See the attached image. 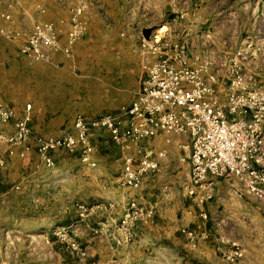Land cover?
Wrapping results in <instances>:
<instances>
[{
  "label": "rangeland",
  "instance_id": "obj_1",
  "mask_svg": "<svg viewBox=\"0 0 264 264\" xmlns=\"http://www.w3.org/2000/svg\"><path fill=\"white\" fill-rule=\"evenodd\" d=\"M201 2L210 3V32L204 31L200 55L207 48L213 70L216 74L217 69L224 71L228 93L231 88L227 76L236 69L233 61L240 65L245 79H255L264 92V75L261 73L264 72V0H197L198 5ZM166 3L169 19L178 14L175 9L190 6L186 0H166ZM137 4L141 8L142 5ZM163 27L152 28L148 37L154 30L162 28L161 31H165L166 27ZM4 29L20 33L14 39H7L0 33V44L9 55L6 59L14 56L19 60L25 56L29 63L25 62L24 69L27 76L31 75L43 60H34L21 53L26 40L21 42L19 30ZM230 77L233 78V74ZM29 80L30 77L23 78L26 85ZM25 90L30 100L31 90ZM0 96L17 117H29L27 124L37 135L59 136L72 128L74 118L58 127L56 133H40L32 126L30 102L18 115L2 93ZM27 105H30L29 109ZM0 122L12 125L11 132L0 129V160L3 161L0 163V264H264V200L249 196L251 200L244 203L236 191L237 194L230 198L231 220L225 221L221 229L214 227L209 232L185 226L170 230L167 226L171 228V224L161 222L160 207L155 204L156 195L162 191L149 197L143 194L145 178L148 181L159 179L160 172L146 174L138 188L127 187L121 179L127 156L113 143L107 130L92 132L94 165L83 163L77 151L58 149L49 153L54 161L50 167L38 153L33 139L25 144L10 143L7 138L15 133L14 124L12 121ZM144 142L143 148L160 152L155 150L153 138ZM15 147L19 148L17 152ZM154 152L152 155L156 159L163 157ZM15 154L18 161L9 168L11 156ZM102 167L110 168L118 183L111 184L107 177L108 186L99 188L100 184L96 183H101L104 178L100 174ZM184 179L177 177L176 190L201 213L200 207L204 205L197 206L187 196L182 184ZM132 200L146 210L152 209V214L137 220L131 229V238L118 243L123 236L120 221ZM81 205L87 210L83 211ZM207 219L199 216V227H203L202 222ZM62 228L67 239L77 244V250H72L57 234ZM182 229L195 231L196 238L191 240ZM236 246L243 256L234 261L227 260L224 254Z\"/></svg>",
  "mask_w": 264,
  "mask_h": 264
},
{
  "label": "built area",
  "instance_id": "obj_2",
  "mask_svg": "<svg viewBox=\"0 0 264 264\" xmlns=\"http://www.w3.org/2000/svg\"><path fill=\"white\" fill-rule=\"evenodd\" d=\"M81 11L82 6L72 17L67 33L69 45L86 32L85 26L76 20ZM1 16L10 19L8 13ZM179 18L183 15L179 14ZM161 30H154L148 38L142 36L138 42L142 79L139 91L128 106L95 117L79 113L70 130L59 136L43 137L28 126L27 115L17 117L0 96V120L12 121L15 127V133L7 141L25 144L33 139L38 153L50 167L54 161L49 153L58 149L77 151L80 160L92 166L95 149L90 138L94 130H107L113 143L124 150L131 146L139 148L140 141L158 135H165L167 141L171 135H179L185 138L182 148L189 159V177L183 189L193 203L203 206L210 200L213 181L218 178L235 180L239 194L244 192L256 200H264V92L261 87L255 79H245L240 65L233 61L236 69L229 73L233 78L227 76L231 90L225 101L221 100L215 86L218 76L212 70L213 60L207 48L202 56L191 54L187 39H169L164 35L166 30ZM0 33L7 39L20 35L18 31L4 28ZM56 41L53 23L42 21L34 25L20 51L31 59L46 60L47 49ZM69 47L64 48L65 53H69ZM152 154L153 151L147 150L140 151L138 157H125L121 175L125 185L138 188L146 174L159 171V161ZM157 155L163 156L164 152ZM151 214L152 209L146 210L134 200L130 201L120 221L123 236L117 242H127L135 222ZM200 216L207 218L203 210ZM182 231L191 240L196 238L195 231ZM57 234L72 250L78 249L75 242L67 239L64 228ZM224 255L227 260L234 261L243 256V252L236 246Z\"/></svg>",
  "mask_w": 264,
  "mask_h": 264
},
{
  "label": "crops",
  "instance_id": "obj_3",
  "mask_svg": "<svg viewBox=\"0 0 264 264\" xmlns=\"http://www.w3.org/2000/svg\"><path fill=\"white\" fill-rule=\"evenodd\" d=\"M137 2L142 5L141 8L137 7ZM186 2L190 6L175 9L183 18L176 14L169 19L166 0H0V27L19 30L22 33L21 42L26 40L35 23L51 21L57 31L56 43L47 49L48 58L37 64L36 70L29 76L24 69L25 62L29 63L26 57L6 59L9 55L0 44V93L18 115L30 102L32 126L40 133H56L58 127L69 123L78 113L95 117L117 112L128 106L139 91L142 55L138 42L144 31L164 25L166 37L187 39L190 53L200 55L204 31L210 32V3L201 2L198 5L197 0ZM80 6L82 11L76 20L85 26L86 32L69 45L67 33L71 29L74 12ZM2 13H8L10 19L5 20ZM67 47L69 53L64 52ZM217 70L215 86L219 97L225 101L228 89L224 71ZM261 73L264 75V72ZM24 77H30L28 85L23 82ZM26 88L31 90L30 100L27 99ZM0 129L11 132L12 125L0 122ZM145 140L140 141L139 148L131 146L122 149L123 155L138 156L140 151H147L143 148ZM153 141H156L153 143L155 150H162L164 155L158 159L159 179L148 181L145 178L143 194L149 197L158 190L162 191L156 195L155 203L160 207L161 222H169L171 228H167L170 230L187 226L209 232L214 227L221 229L225 221L229 223L230 198L234 197L238 183L235 180L214 179L213 197L200 207V211L205 210L208 219L202 222L203 227H199L198 207L192 206L187 198H181L180 191L176 190L177 177H185L182 184L189 177L187 151L182 148L185 138L171 135L167 141L165 135H158ZM18 149L14 148L16 152ZM11 157L9 168L18 161L16 154ZM101 169L100 174L104 178L101 183H96L100 184L99 188L108 186L107 177L111 184L118 183L110 168ZM249 199V195L241 193L244 203H248ZM177 232L180 235V231Z\"/></svg>",
  "mask_w": 264,
  "mask_h": 264
},
{
  "label": "water",
  "instance_id": "obj_4",
  "mask_svg": "<svg viewBox=\"0 0 264 264\" xmlns=\"http://www.w3.org/2000/svg\"><path fill=\"white\" fill-rule=\"evenodd\" d=\"M149 32H150V29H147L146 31H144V33H143V34H144V36H145V37H148V35H149Z\"/></svg>",
  "mask_w": 264,
  "mask_h": 264
}]
</instances>
